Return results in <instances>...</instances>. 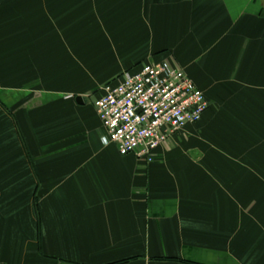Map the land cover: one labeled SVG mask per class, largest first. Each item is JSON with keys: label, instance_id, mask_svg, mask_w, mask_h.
Returning <instances> with one entry per match:
<instances>
[{"label": "crops", "instance_id": "0c3cea01", "mask_svg": "<svg viewBox=\"0 0 264 264\" xmlns=\"http://www.w3.org/2000/svg\"><path fill=\"white\" fill-rule=\"evenodd\" d=\"M164 62L210 107L147 163L94 101ZM0 264H264V0H0Z\"/></svg>", "mask_w": 264, "mask_h": 264}, {"label": "built area", "instance_id": "2783aa9c", "mask_svg": "<svg viewBox=\"0 0 264 264\" xmlns=\"http://www.w3.org/2000/svg\"><path fill=\"white\" fill-rule=\"evenodd\" d=\"M94 107L106 142L152 163L160 146L202 119L210 101L183 68L164 62L125 71L103 87Z\"/></svg>", "mask_w": 264, "mask_h": 264}, {"label": "water", "instance_id": "95a60500", "mask_svg": "<svg viewBox=\"0 0 264 264\" xmlns=\"http://www.w3.org/2000/svg\"><path fill=\"white\" fill-rule=\"evenodd\" d=\"M77 99H78L79 102H81V99H82V98L79 97V98H77Z\"/></svg>", "mask_w": 264, "mask_h": 264}]
</instances>
